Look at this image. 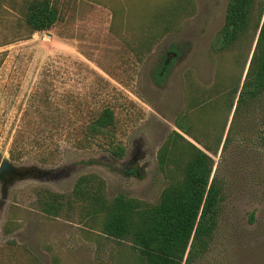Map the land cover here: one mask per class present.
<instances>
[{"label": "rangeland", "instance_id": "374dc122", "mask_svg": "<svg viewBox=\"0 0 264 264\" xmlns=\"http://www.w3.org/2000/svg\"><path fill=\"white\" fill-rule=\"evenodd\" d=\"M26 1L0 0V161L5 155L11 165L28 168L5 191L0 181V264H138L130 244L91 227L78 204L47 215L37 192L67 194L79 176L94 174L108 198L157 200L166 182L155 153L183 107L185 76L205 86L216 70L233 71L230 53L217 61L208 52L227 0H186L177 29L141 49L134 43L139 6L156 0L132 6L129 0H54L56 22L31 34L23 22ZM111 3L122 9L112 27ZM127 10L130 25L123 21ZM169 51L175 58L157 84V63ZM104 106L113 111L122 157L70 143L67 132ZM260 112L256 104L241 121L251 140L212 156L213 170L218 166L224 178L218 221L206 252L190 264H264V145L254 141L263 128Z\"/></svg>", "mask_w": 264, "mask_h": 264}, {"label": "trees", "instance_id": "16d2710c", "mask_svg": "<svg viewBox=\"0 0 264 264\" xmlns=\"http://www.w3.org/2000/svg\"><path fill=\"white\" fill-rule=\"evenodd\" d=\"M134 3L128 1L129 6ZM146 3L139 6L136 21L140 33L134 42L137 49L149 47L165 32L177 29L186 10V0H156L153 7ZM109 8L112 27L122 20V9L116 3ZM22 15L31 34L49 29L58 19V8L54 0H27ZM132 16L127 10L123 21L130 25ZM208 52L217 61L230 53L233 71L216 70L212 83L205 86L192 75L185 76L183 107L175 112L174 129L155 153L166 182L155 202L120 193L108 198L103 181L88 174L79 176L67 194L46 189L37 192L40 211L56 216L78 204L81 217L91 227L97 225L102 234L128 242L138 264H190L206 252L216 229L224 184L218 166L213 170L212 156L218 151L222 156L230 146L251 140V136L246 140L247 128H239L243 116L256 104L262 108L259 123L263 128L254 141L255 146L264 145V0H227ZM164 60L165 56L155 69L157 84L171 62L163 65ZM113 126V111L104 106L67 134L74 148L94 144L120 157L124 147L114 141ZM9 158H14L12 149Z\"/></svg>", "mask_w": 264, "mask_h": 264}, {"label": "water", "instance_id": "95a60500", "mask_svg": "<svg viewBox=\"0 0 264 264\" xmlns=\"http://www.w3.org/2000/svg\"><path fill=\"white\" fill-rule=\"evenodd\" d=\"M27 170L28 168H19L11 165L7 157L4 155L0 161V181L4 182L3 190L6 189L4 187L5 184H9L8 182L11 178H13V176H19L21 174L23 175Z\"/></svg>", "mask_w": 264, "mask_h": 264}, {"label": "flooded vegetation", "instance_id": "af4514ba", "mask_svg": "<svg viewBox=\"0 0 264 264\" xmlns=\"http://www.w3.org/2000/svg\"><path fill=\"white\" fill-rule=\"evenodd\" d=\"M174 58H175L174 52H172V51L167 52L166 56H165V60L163 62V65H166V63L169 61V59L172 61ZM157 65H159V61H158ZM120 157H122V156H120Z\"/></svg>", "mask_w": 264, "mask_h": 264}]
</instances>
